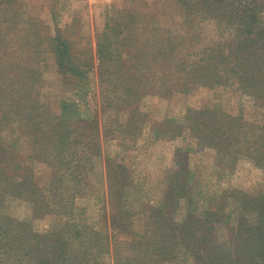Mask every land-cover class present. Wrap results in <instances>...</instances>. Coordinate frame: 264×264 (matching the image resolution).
I'll return each mask as SVG.
<instances>
[{"label": "rangeland", "instance_id": "1", "mask_svg": "<svg viewBox=\"0 0 264 264\" xmlns=\"http://www.w3.org/2000/svg\"><path fill=\"white\" fill-rule=\"evenodd\" d=\"M25 1L28 13L38 14L44 24L39 30L42 36L54 35L59 28L73 44V52L85 59L89 49L95 64L84 79L66 75L48 43L35 46L43 42L36 39L29 45L35 26L31 25L28 38L20 39L24 33L13 28L24 21L18 18L19 23L6 25L0 20V264H201L194 255L175 254L177 243L174 246L171 235L173 227L203 221L207 212L219 214L211 237L206 241L201 233L192 234L200 229L182 227L188 244L193 245L194 237L201 245L193 247L206 254L219 246L243 253V247L237 248L242 243L240 222L247 221L244 216L248 213V228L255 224L256 215L248 205L252 199L251 203L264 202V167L248 153L238 155L235 163L219 164L217 153L201 146L191 132L188 116L191 110H217L219 116L231 115L257 126L252 131L257 136L264 133V106L236 87L193 85L188 93H164L161 88L166 84L160 81L151 84L152 89L148 88L136 106L146 115L144 122L133 123L136 119L130 109L125 105L117 108L115 95H109L107 85L101 83L96 61L97 38L112 10L125 0H58L57 23L50 8L55 1ZM137 3L144 16L151 14L150 7L168 10L164 19L152 24L161 30L152 28L149 41L156 32L161 37L187 36L177 0ZM194 35L198 39L190 37L186 47L179 45L183 57L193 55L199 47L212 49L216 41L230 37L214 21L199 24ZM198 40L200 46L191 47ZM261 51L264 57V47ZM18 70L24 75L19 77L25 78L23 84H35L44 117L50 111L67 122L75 120L78 129L86 125L80 116L96 123L88 148L74 145L73 140L59 146L47 141L44 152H39L34 137L39 118L33 116L31 98H23V106L17 105V97H21L16 93L18 85L7 84L14 77L11 73ZM107 98L115 101L110 108ZM200 120L204 118L200 116ZM112 161L124 167L120 171L124 180L111 172ZM177 174L185 175L178 176V182L180 189L188 190L175 197L165 211L167 193L175 189ZM55 232L57 235H50ZM257 235L256 231L255 240ZM263 243H252L249 248L256 251ZM245 253L249 251L245 249ZM261 258L254 264H264V254ZM232 260L231 254L224 255L222 264Z\"/></svg>", "mask_w": 264, "mask_h": 264}, {"label": "trees", "instance_id": "2", "mask_svg": "<svg viewBox=\"0 0 264 264\" xmlns=\"http://www.w3.org/2000/svg\"><path fill=\"white\" fill-rule=\"evenodd\" d=\"M51 1H55V4L50 8L54 15L53 19L57 23L58 0ZM137 1L125 0L124 5L115 7L108 17L104 31L97 38L96 61L99 63L101 83L107 85L108 94H114L116 99L115 102L107 98L109 108L114 105V102L117 108H120V105H125L130 109L131 117L136 119L133 123H143L146 115L141 113L136 106L153 87L151 84L160 81L166 84L161 88L164 93L173 91L188 93L193 85L211 88L236 87L264 106V57L261 54L264 47V0H177L176 8L182 10L186 24L185 30L188 31L187 36L167 34L169 36L161 37L159 32H156L157 36L151 41L147 35L152 28L156 27V30H161L159 26L152 24H155L157 20L160 22L161 18L164 19L168 10H162L161 7H150L151 14L144 16ZM26 5L29 4L25 0H0V20L6 22V25L15 24L18 18L21 22L24 21L21 26L17 21L19 26L13 28L24 33L20 39L28 38L26 34L28 32L32 34L31 25L35 26L34 38L30 36L29 40L27 39L29 45L35 43L36 39L43 42L35 46L43 47L45 43H48L50 52L56 56L60 71L77 79H84L88 74L87 69L95 64L90 50H85V59L78 57L73 52L74 47L70 39L59 28L54 35L45 34L42 36L39 30L44 27L43 22L38 14H29ZM144 20L147 23H144ZM205 21H214L223 31L230 33L229 39L216 41L212 49L200 50L199 47L193 55L183 57L179 45L186 47L184 43L190 37L198 39V36L194 35L195 31L199 24L201 25ZM27 40L24 42L26 45ZM198 42L200 41L192 43L191 47L195 48L197 44L199 45ZM29 47L32 48V46ZM33 53L36 54V50ZM29 70L30 67H28ZM13 73L16 75L11 73V76H14L16 82L13 81V78H9L7 84L18 85L16 93L21 94V97H17L19 101L17 105L23 106V98H31L33 116L39 118L36 120L37 128L35 129L37 132L34 136L39 152H44L47 141H50L52 146L64 145L68 140H73L74 145H82L84 148H88L92 144V131L96 127L95 122H91L88 117L80 116V122L86 125L84 128L78 129L75 126V120L67 122L64 117H58L50 111H47L49 116L44 117L41 113L43 105L35 96V84L29 86L28 81V84L25 85L23 84L25 78L19 79L21 76L24 77L23 73H19V70L13 71ZM23 94L26 96L23 97ZM218 112L217 110L200 113L194 110L190 111L188 116L189 122L192 123L190 130L197 135L199 144L204 148L214 150L217 153L219 164L223 165L227 161L231 164L235 163L238 155L248 153L255 163L264 167V133L254 136L252 131L256 130L257 126L241 122L231 115L219 116ZM200 116L204 120H200ZM135 130L140 131V128L136 127ZM82 136L85 140L81 139ZM252 136L255 140H252ZM40 147L42 148L40 149ZM0 151H3L1 146ZM123 169V166L112 161L111 172L118 174L119 181L122 178L125 179V176L120 175V171ZM178 176L185 178V175L180 174L174 177L173 188L175 189H171L167 193L169 200L163 206L165 211L169 210L175 197L182 196L188 190V188L180 189L182 184L181 181L178 182ZM251 201L248 209L250 208L253 211L252 214L256 215L255 224L251 227L252 229L248 228V213L244 216L247 221L240 222L242 227L239 233L242 243L237 248L243 247V253L237 249L226 251L222 249L224 246H219L213 247L211 254H206L204 249L193 247L201 245V240L194 237L193 245L188 244L186 236H182V227L190 228L192 231L200 229L199 232H192V234L195 236L201 233L206 241L211 237L213 223L219 214L207 212L203 221L195 220L190 225L188 222L185 226L172 228L171 236L174 238V246L177 243L173 249L175 254L194 255L201 264H222L224 255L227 254H231L234 259L230 264L259 263L263 260L261 257L264 254V202L263 199H257L252 203ZM244 207L247 208L245 204ZM256 231L258 233L257 240H255ZM190 233L187 232V234ZM50 235L55 236L57 233ZM232 241L234 243V238ZM256 241H261L262 246H259L260 249L256 251L251 250L250 245L257 243ZM245 249L249 251L248 255H246ZM163 253L170 255L167 250H163ZM239 255L240 257H238Z\"/></svg>", "mask_w": 264, "mask_h": 264}]
</instances>
